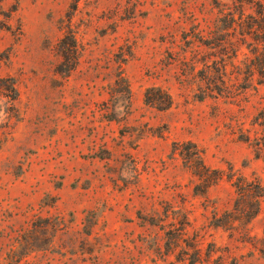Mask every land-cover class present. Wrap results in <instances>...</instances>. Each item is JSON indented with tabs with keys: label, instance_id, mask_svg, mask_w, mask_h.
Instances as JSON below:
<instances>
[{
	"label": "rangeland",
	"instance_id": "obj_1",
	"mask_svg": "<svg viewBox=\"0 0 264 264\" xmlns=\"http://www.w3.org/2000/svg\"><path fill=\"white\" fill-rule=\"evenodd\" d=\"M262 53L264 0H0V264H264Z\"/></svg>",
	"mask_w": 264,
	"mask_h": 264
},
{
	"label": "trees",
	"instance_id": "obj_2",
	"mask_svg": "<svg viewBox=\"0 0 264 264\" xmlns=\"http://www.w3.org/2000/svg\"><path fill=\"white\" fill-rule=\"evenodd\" d=\"M258 52V51H257ZM256 55V54H255ZM256 65H257V67H262V68H264V53H262V54H258V55H256V58H255V67H256ZM252 72V71H251ZM222 92V91H221ZM158 93H160V95H162V96H164V98H167L168 96H167V94L165 93V92H163L162 90H159L158 91ZM147 99L149 100V101H154V99H152V96H151V93H149V94H147ZM263 118H264V115L262 116ZM262 127H263V130H262V138H261V140L262 141H259L258 142V146L260 147V144H261V142H262V144H263V146H264V124H262ZM245 142H250V137L248 138V139H245L244 140ZM2 147H3V141H2V137H1V135H0V150L2 149ZM242 185H240V184H238L237 185V188L239 189V190H242ZM256 189H258L259 191H260V193L263 191L262 189V187H261V185H256ZM259 197H264V195L263 194H260L259 195ZM259 211H260V203L258 202L257 203V207H256V210L252 213V214H247V216H246V220L247 221H250V220H252L254 217H256L257 215H258V213H259Z\"/></svg>",
	"mask_w": 264,
	"mask_h": 264
}]
</instances>
